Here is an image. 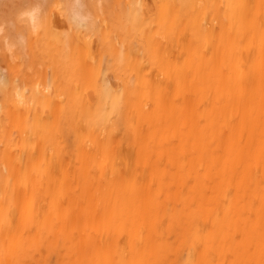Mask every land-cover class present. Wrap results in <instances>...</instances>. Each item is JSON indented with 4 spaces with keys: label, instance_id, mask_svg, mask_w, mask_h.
<instances>
[{
    "label": "bare ground",
    "instance_id": "1",
    "mask_svg": "<svg viewBox=\"0 0 264 264\" xmlns=\"http://www.w3.org/2000/svg\"><path fill=\"white\" fill-rule=\"evenodd\" d=\"M49 34L0 66V264H264V0H53Z\"/></svg>",
    "mask_w": 264,
    "mask_h": 264
},
{
    "label": "rangeland",
    "instance_id": "2",
    "mask_svg": "<svg viewBox=\"0 0 264 264\" xmlns=\"http://www.w3.org/2000/svg\"><path fill=\"white\" fill-rule=\"evenodd\" d=\"M39 21L30 26L25 11L30 0H0V66L11 77L6 57H53L49 20L53 21V0L39 2Z\"/></svg>",
    "mask_w": 264,
    "mask_h": 264
}]
</instances>
